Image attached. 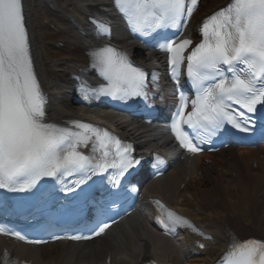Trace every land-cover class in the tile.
<instances>
[{"label": "snow or ice", "instance_id": "snow-or-ice-1", "mask_svg": "<svg viewBox=\"0 0 264 264\" xmlns=\"http://www.w3.org/2000/svg\"><path fill=\"white\" fill-rule=\"evenodd\" d=\"M198 4L199 0H112L127 26L141 37L168 30L179 33L172 39L163 36L155 46L167 54L169 75L178 94L171 134L182 149L193 154L226 127L251 133L257 119L264 117V0H230L202 22L201 42L193 47L192 39L180 37ZM91 23L97 34L111 35L108 23L96 19ZM87 55L89 66L103 82L98 87L82 82L79 91L85 101L100 96L124 103L149 100L147 73L126 52L105 45L88 50ZM182 70L195 91L194 99L180 87ZM152 80L155 84L156 73ZM46 104L34 70L23 0H0V189L30 193L48 178L61 184V191L76 192L94 176L106 173L111 187L118 189L130 170L141 165L132 145L105 128L81 121L65 127L48 122ZM155 160L164 163L159 156ZM68 177H76L70 185L64 179ZM155 205L157 222L166 231L179 226L202 235L159 200ZM110 226L98 221L91 235L55 238L89 240ZM0 234L25 239L4 227ZM5 261L8 264L7 254ZM219 264H264V240L241 242L232 236Z\"/></svg>", "mask_w": 264, "mask_h": 264}, {"label": "bare ground", "instance_id": "bare-ground-1", "mask_svg": "<svg viewBox=\"0 0 264 264\" xmlns=\"http://www.w3.org/2000/svg\"><path fill=\"white\" fill-rule=\"evenodd\" d=\"M109 0H23L34 70L47 97L48 122L61 127L81 121L113 128L152 154L174 152L161 129L125 121L105 111L104 96L85 101L82 82L98 87L103 81L91 69L87 51L110 45L124 51L141 68L162 66L151 52L138 50L123 37ZM230 0H200L189 19L186 37L194 42L205 18ZM103 18V19H102ZM103 20L110 36L97 34L91 20ZM105 20V21H104ZM157 61V62H156ZM144 202L159 198L190 221L206 237L204 249L196 237L180 234L176 242L152 229L142 210L126 217L107 235L87 242H60L33 248L0 239V264L23 259L34 264H140L149 244L154 256L172 264H214L225 252L228 234L264 238V147L233 148L198 157L176 156L160 179L146 182ZM110 261V262H109Z\"/></svg>", "mask_w": 264, "mask_h": 264}]
</instances>
